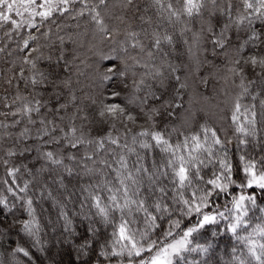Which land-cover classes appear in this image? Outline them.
Segmentation results:
<instances>
[{
    "label": "snow or ice",
    "instance_id": "1",
    "mask_svg": "<svg viewBox=\"0 0 264 264\" xmlns=\"http://www.w3.org/2000/svg\"><path fill=\"white\" fill-rule=\"evenodd\" d=\"M86 42L115 63L82 98ZM0 64V238L18 236L0 264L65 248L75 264H173L226 212L235 234L264 189V0H0ZM219 82L238 90L213 86L218 124L201 123L193 99ZM240 239L264 264V225Z\"/></svg>",
    "mask_w": 264,
    "mask_h": 264
},
{
    "label": "rangeland",
    "instance_id": "2",
    "mask_svg": "<svg viewBox=\"0 0 264 264\" xmlns=\"http://www.w3.org/2000/svg\"><path fill=\"white\" fill-rule=\"evenodd\" d=\"M95 44L96 49L99 48L98 52H108L107 45L100 44L98 40L95 42ZM84 50L88 56H90V53L93 54V52L88 51L87 45ZM102 63L104 64V67H108L111 62L102 61ZM4 84L5 83L3 82V85ZM2 86L0 85V91L2 90L5 92V89ZM224 206L230 208L231 201ZM246 207L248 214L244 219V223L237 229L235 234L229 231V225L232 223L233 217L230 213L226 212L223 217L217 219L214 223L204 225L202 228L197 227V230L189 237L190 243L187 245V247L181 252L174 254L173 264H193L194 260L190 259V252H199L200 254L204 252L208 255H216L219 261H214L212 264H238L241 259L245 261V264H257V261H255L251 255H249L247 245L240 239V236L250 233L256 225H264V206L260 205V202L255 197V203H249L246 205ZM220 210L222 211L223 208H220ZM198 225L199 217H197L195 225H187V227ZM187 227L185 230H187ZM158 234L159 232L157 235ZM222 235H226L233 240L231 243L232 245L228 244L229 251L226 250V241L221 240ZM257 239L262 238L257 237ZM51 250L53 251L51 255H54L56 251L55 247L53 246ZM69 250L70 249L65 248V250L58 257H56L60 264H67L69 256L67 251ZM34 251L35 250L32 249V253ZM39 260L33 261L32 264H43L42 261L40 263L37 262ZM72 260H74V258H72Z\"/></svg>",
    "mask_w": 264,
    "mask_h": 264
},
{
    "label": "trees",
    "instance_id": "3",
    "mask_svg": "<svg viewBox=\"0 0 264 264\" xmlns=\"http://www.w3.org/2000/svg\"><path fill=\"white\" fill-rule=\"evenodd\" d=\"M88 39L90 40L91 37H89ZM86 45H87V42H86ZM98 50H99V48L96 49L97 52H98ZM84 51L85 50L82 49L79 54L85 58V60L87 61V64H88V66L84 68L85 75L79 77L78 83H77V76L75 75V72L72 75L73 88L76 91L77 95L81 96L82 98L86 97L88 94L94 95L97 93V86H96V83H94V81L96 79V76L99 74V72H103L107 68V67L103 66L104 64L102 63L101 60L98 59V56H96L92 53H90V56H88ZM111 63H115V62L113 61ZM41 66L44 67L45 65L42 64ZM8 67H9L8 64H0V68H2V69L6 70ZM89 67H91L93 70L89 71ZM97 69H98V71H97ZM65 71L66 70H62L60 75L64 76ZM187 71L189 72V82L191 83L192 79H193V76H192L193 70L191 68H189V69H187ZM201 73L206 74L204 69H201ZM9 75H11V74L9 73ZM0 85L1 86L3 85V81H0ZM213 86L217 89L218 92L222 88H227L229 91H231L233 93L238 90V89H234L230 83L224 84L222 82L215 83L214 85H210L206 90L203 89V87H201V90L204 91V94H205V96L208 97V99L205 100V99L200 98L199 96H196L193 99V110L194 111L199 112L200 110H203V112L208 113L207 116H204L203 112H202L198 116V120L201 123H203L205 120H207V122L209 124H218L219 109H217L216 105L220 101L225 100L226 97L222 93L220 95H216L215 93H213ZM2 87H4L5 90H8L7 84H4ZM20 90H21V92L26 91L24 89L23 83L20 84ZM8 91L11 92L12 90H8ZM3 93H4V91L1 90L0 94H3ZM113 102L122 103V101H119V100H116ZM221 107H223L222 104H221ZM89 111L92 112L94 110L89 108ZM225 127H228V125L225 124ZM229 138H231V131L230 130H229ZM233 151H235V149H233ZM254 194H255V197L257 198V200L260 202V205L264 206V203H263L264 189H256ZM230 201H231V197H229L226 200L220 199L218 201V203H223V205H227L228 203H230ZM45 206L48 207L49 209L51 207L50 205H47V204ZM8 219H10L9 214L4 212L2 209H0V220L5 221V226H6ZM81 230H83V229H81ZM17 239H18V236H17V233L15 231H12L8 235L7 238H0V253H3L5 250H11V248H13L15 246ZM19 240L22 244L25 243L24 237L20 236ZM221 240L226 241V243H227L226 244V246H227L226 250L229 251L228 244L232 245L231 244L233 241L232 238H230L226 235H222ZM199 242H200V240H199ZM52 252L53 251L51 250L47 255L50 256L52 254ZM67 253L69 255L68 260H67V264H75V261L72 260L73 254H72L71 250L67 251ZM33 256L36 258V260L40 259L37 262L40 263L42 261L43 264H45L43 256L40 253H37L36 251H34ZM24 259L26 260L27 258H24ZM190 259L194 260L193 264H205V263L212 264L214 261H219V259L216 255H208L204 252L202 254H200L199 252H193V253L190 252ZM58 264H60V263L58 262Z\"/></svg>",
    "mask_w": 264,
    "mask_h": 264
}]
</instances>
